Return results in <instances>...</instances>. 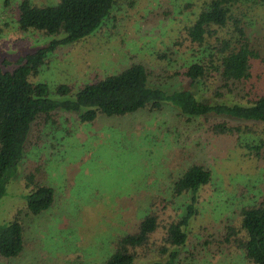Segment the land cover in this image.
Masks as SVG:
<instances>
[{
	"label": "rangeland",
	"instance_id": "rangeland-1",
	"mask_svg": "<svg viewBox=\"0 0 264 264\" xmlns=\"http://www.w3.org/2000/svg\"><path fill=\"white\" fill-rule=\"evenodd\" d=\"M20 1L0 0V60L9 65L48 41L39 31L19 29ZM201 2L117 0L89 37L50 53L33 81L45 83L50 97L60 99L53 93L58 84L76 89L140 62L169 85L168 74L193 59L184 25L195 19ZM233 14L264 47V6L238 0ZM178 79L174 86L182 84ZM246 86L264 90L262 65L254 66ZM172 107L164 102L161 112L137 111L92 123L65 112L54 116L56 123L40 118L30 141L38 143L28 147L20 172L39 168L37 179L54 189L53 206L24 217L27 247L22 257L0 264H104L112 240L134 229L145 212L155 210L166 219L178 214L177 206L189 195L172 199L171 183L193 162L209 167L212 180L199 192L182 264H250L241 254L217 249L214 235L237 218L242 206L264 196V165L248 149L260 139L264 123L229 121L239 131L218 135L206 131L199 118L188 123L176 118ZM24 192L21 174H15L0 200V224L22 212Z\"/></svg>",
	"mask_w": 264,
	"mask_h": 264
},
{
	"label": "trees",
	"instance_id": "trees-1",
	"mask_svg": "<svg viewBox=\"0 0 264 264\" xmlns=\"http://www.w3.org/2000/svg\"><path fill=\"white\" fill-rule=\"evenodd\" d=\"M237 1L202 0L195 19L184 25L193 59L168 74L169 85L162 83V74H152L139 62L76 89L58 84L53 93L60 99L50 97L47 85L33 78L58 47L94 33L117 0L20 1L16 6L19 29L39 31L48 41L12 65L0 60V200L15 174H21L25 191L22 212L16 211L0 224V260L22 257L27 247L24 217L53 206L54 189L48 181L37 179L39 168L20 172L28 147L38 143L30 141L40 118L56 123L54 116L65 112L81 123H92L100 117H123L137 111L161 112L163 103L170 102L176 118L185 123L199 118L206 122V131L218 135L239 131L229 121L264 123V90L255 92L246 86L254 66L264 67V47L260 39L250 38L242 19L233 14ZM255 1L264 6V0ZM177 78L182 84L174 86ZM248 149L264 165V127L258 142ZM211 180L212 170L201 163L184 168L171 183L172 199L189 195V201L177 206V217L166 219L155 210L145 212L134 229L112 240L104 264H182L181 249L197 216L199 192ZM214 236L217 249L241 254L250 264H264V196L242 206L237 218L225 222Z\"/></svg>",
	"mask_w": 264,
	"mask_h": 264
}]
</instances>
